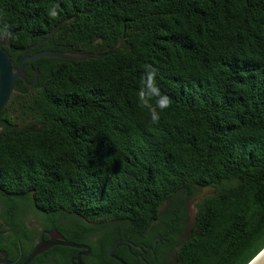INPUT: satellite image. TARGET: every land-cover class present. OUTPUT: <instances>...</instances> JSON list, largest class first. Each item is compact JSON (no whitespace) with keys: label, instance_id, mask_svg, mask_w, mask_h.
<instances>
[{"label":"trees","instance_id":"1","mask_svg":"<svg viewBox=\"0 0 264 264\" xmlns=\"http://www.w3.org/2000/svg\"><path fill=\"white\" fill-rule=\"evenodd\" d=\"M122 36L101 58L27 62L14 82L0 251L32 221L89 246L84 264H119L118 241L126 264H249L264 249V0H0L15 66L29 47L103 53Z\"/></svg>","mask_w":264,"mask_h":264},{"label":"water","instance_id":"2","mask_svg":"<svg viewBox=\"0 0 264 264\" xmlns=\"http://www.w3.org/2000/svg\"><path fill=\"white\" fill-rule=\"evenodd\" d=\"M56 29V28H54ZM50 33V35L54 32ZM123 31V30H122ZM48 39V38H47ZM122 40L123 36L118 41L116 47L109 51V52H103V53H64V52H58V51H41L37 52L33 55H26L27 51H29L32 47H29L27 51L23 54L21 57L19 63L17 66L13 64V62L10 59V56L5 51V47H10V41L8 40H0V112L3 111V108L7 104L9 100V95H11L13 90L14 82L17 79H21L25 81V75H24V66L27 62H32L34 60H37L39 58H58L62 60H70V61H82L87 59H94V58H101L107 55H111L117 50H119L122 46ZM34 47V46H33ZM50 236V239L48 241H43L40 244H38L33 251L28 255L26 260L23 264H30L31 261L36 257V255H39L45 250H48L49 248L55 247V246H61V247H69L77 250H83L82 252L78 253L74 259L75 264H84L80 257L81 256H87L91 252V248L86 245H78L71 242H66L56 231L52 233H48ZM122 243H126L124 241H118L116 242L112 248L108 250V256L117 261L119 264H126L122 260H120L117 257H114L113 251ZM0 263L4 264H13L10 263L4 259L0 260ZM249 264H264V249L256 256L254 257Z\"/></svg>","mask_w":264,"mask_h":264},{"label":"flooded vegetation","instance_id":"3","mask_svg":"<svg viewBox=\"0 0 264 264\" xmlns=\"http://www.w3.org/2000/svg\"><path fill=\"white\" fill-rule=\"evenodd\" d=\"M24 226L29 230L34 229L33 231L35 233L22 235L23 242L21 243L18 240L16 243V246L12 245V242L10 244H8L6 242L8 248H9V251L6 253V251L1 250L0 251V260L4 259V260H6L10 263H13V264H23L24 261L26 260V258L28 257V255L33 251V249L38 244H40L43 241H48L50 239V236L48 235V233H52L55 231V230L50 231V232H47L45 230L39 231V230H41L40 226H38L37 224L31 225L30 223H27V222L24 223ZM40 232H41V234H38ZM45 236H46V238H45ZM82 251L83 250H81L80 252H82ZM87 256H81L80 257L81 261H82V258H86ZM70 262H71V264H75V261H73V260H71ZM0 264H4V263H0Z\"/></svg>","mask_w":264,"mask_h":264},{"label":"rangeland","instance_id":"4","mask_svg":"<svg viewBox=\"0 0 264 264\" xmlns=\"http://www.w3.org/2000/svg\"><path fill=\"white\" fill-rule=\"evenodd\" d=\"M194 203L195 201H191L188 204V218H189V223L191 224L194 218V214H195V207H194ZM31 225H34V223L31 221L30 222Z\"/></svg>","mask_w":264,"mask_h":264}]
</instances>
